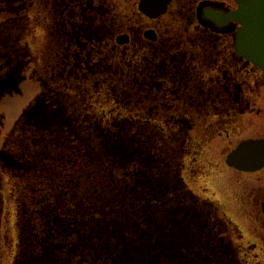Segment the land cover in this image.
Here are the masks:
<instances>
[{"label":"rangeland","instance_id":"rangeland-1","mask_svg":"<svg viewBox=\"0 0 264 264\" xmlns=\"http://www.w3.org/2000/svg\"><path fill=\"white\" fill-rule=\"evenodd\" d=\"M132 2L0 0V264H264L217 208L242 186L184 154L211 100L234 138L264 135L262 70L198 0L154 21Z\"/></svg>","mask_w":264,"mask_h":264},{"label":"flooded vegetation","instance_id":"flooded-vegetation-1","mask_svg":"<svg viewBox=\"0 0 264 264\" xmlns=\"http://www.w3.org/2000/svg\"><path fill=\"white\" fill-rule=\"evenodd\" d=\"M175 1L176 0H172L167 12L158 18H149L143 14L139 9L140 0H133L131 6L135 17L141 16L154 21L165 18L170 13ZM197 3L195 16L198 26L219 36L235 34L236 38L237 30L241 27V24L229 17V14L238 8L236 0H198ZM148 30H152L155 33V40L146 37V31ZM123 34L129 36V42L126 44L130 43L131 35L129 33H122L120 35ZM144 37L149 41L157 42L160 36L157 29L153 26L144 31ZM203 104L207 108L201 111L204 117H202L201 120V129L198 131L200 134L198 135L197 133L195 138L192 136V139L190 137L187 138L184 154L186 157L193 155L200 158L202 157V152L206 151L209 154L214 153L210 156L218 160L214 165H211L210 168L209 166L205 168H209L211 173L215 174H220L222 172L230 173L236 181L233 182L232 185L238 184L242 186L240 194H236L239 191L232 193L230 188H227L221 193L222 197L219 196L218 192L213 190V188L203 187L202 189H204L205 194H209V191L212 190V195L216 199L217 195L219 196L217 199L219 201V206L217 208L222 211L220 212L221 216H223V219L227 222L230 239L232 242L234 240V246H231L233 252L245 254L264 253V167L256 170H242L228 162L229 155L241 144V142L248 139H264V135L240 139L234 138L236 135L232 133V129L230 130L227 127L229 124H227L223 118L218 117L219 112L216 110L219 109L221 101L211 100ZM247 114L248 111H245L242 116H246ZM227 121H229V119H227ZM230 125L234 126V124ZM210 132H212L218 140L216 142V145H218L217 149L214 144L206 145L205 142L202 143L201 139L208 138L207 135H209ZM219 183L215 184L220 185ZM233 218L235 221H239L241 225L239 226L236 224ZM242 221H249L251 223V231H253L254 234L250 235L246 231ZM236 235L238 237H236ZM237 240L246 242L240 245L237 244Z\"/></svg>","mask_w":264,"mask_h":264},{"label":"water","instance_id":"water-1","mask_svg":"<svg viewBox=\"0 0 264 264\" xmlns=\"http://www.w3.org/2000/svg\"><path fill=\"white\" fill-rule=\"evenodd\" d=\"M172 0H140V11L149 18H158L165 14ZM238 8L229 14L241 27L236 34V49L245 59L258 66L264 79V0H236ZM146 37L152 40L156 35L146 31ZM129 42L126 34L117 37L120 45ZM229 164L242 170H256L264 167V139H248L229 155Z\"/></svg>","mask_w":264,"mask_h":264}]
</instances>
